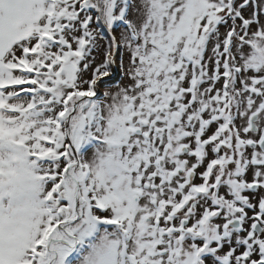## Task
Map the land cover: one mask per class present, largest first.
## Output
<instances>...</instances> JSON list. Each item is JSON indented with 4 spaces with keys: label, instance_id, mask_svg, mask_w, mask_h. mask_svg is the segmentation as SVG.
I'll use <instances>...</instances> for the list:
<instances>
[{
    "label": "snow or ice",
    "instance_id": "obj_1",
    "mask_svg": "<svg viewBox=\"0 0 264 264\" xmlns=\"http://www.w3.org/2000/svg\"><path fill=\"white\" fill-rule=\"evenodd\" d=\"M0 264H264V0H0Z\"/></svg>",
    "mask_w": 264,
    "mask_h": 264
}]
</instances>
